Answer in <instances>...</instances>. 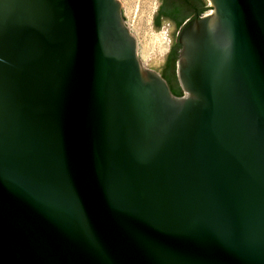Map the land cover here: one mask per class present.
<instances>
[{"label": "water", "instance_id": "water-1", "mask_svg": "<svg viewBox=\"0 0 264 264\" xmlns=\"http://www.w3.org/2000/svg\"><path fill=\"white\" fill-rule=\"evenodd\" d=\"M203 1L177 97L119 0H0V264H264V0Z\"/></svg>", "mask_w": 264, "mask_h": 264}, {"label": "rangeland", "instance_id": "rangeland-1", "mask_svg": "<svg viewBox=\"0 0 264 264\" xmlns=\"http://www.w3.org/2000/svg\"><path fill=\"white\" fill-rule=\"evenodd\" d=\"M119 1L126 24L137 40L138 57L145 69L153 70L149 62H162L171 48L170 23L162 24L157 31L154 29V15L159 8L158 0ZM205 6L211 7L210 2ZM211 11L213 9H208L206 13Z\"/></svg>", "mask_w": 264, "mask_h": 264}, {"label": "flooded vegetation", "instance_id": "flooded-vegetation-1", "mask_svg": "<svg viewBox=\"0 0 264 264\" xmlns=\"http://www.w3.org/2000/svg\"><path fill=\"white\" fill-rule=\"evenodd\" d=\"M201 8H206L205 3L203 0H161V4L159 7V10L162 11L164 14H168L169 16H172L171 18L165 17L162 18L169 20L172 22L178 29L182 31L185 24H187L189 21L196 19L195 15L198 13V11ZM158 10V11H159ZM207 10L203 11L202 16L205 15ZM186 15H189L190 17H185ZM201 16V17H202ZM200 17V18H201ZM182 22L180 25L179 23ZM180 31V33H181ZM179 43V37L178 40L171 46L169 50V54L165 58V67L167 68V64L171 59V51L177 47ZM181 45V44H180ZM182 46V45H181ZM168 70V68H167ZM161 76H167L168 73H160ZM168 83V82H167ZM169 85V84H168Z\"/></svg>", "mask_w": 264, "mask_h": 264}, {"label": "trees", "instance_id": "trees-1", "mask_svg": "<svg viewBox=\"0 0 264 264\" xmlns=\"http://www.w3.org/2000/svg\"><path fill=\"white\" fill-rule=\"evenodd\" d=\"M205 9L206 8H201L198 11V13L195 15V18H200L202 16L203 11H205ZM165 17L171 18L172 16H169L168 14H164L160 10L157 12V15L155 18V24L157 27L161 25L162 18H165ZM185 17H190V16L186 15ZM179 24L181 25L182 22H180ZM181 49H182V46L178 44L177 47H175V49L171 51V59L167 64L168 75L163 76V78L168 82L171 92L173 93V95L177 97L183 96V92L179 86V83L177 80V73H176V62L179 58Z\"/></svg>", "mask_w": 264, "mask_h": 264}, {"label": "built area", "instance_id": "built-area-1", "mask_svg": "<svg viewBox=\"0 0 264 264\" xmlns=\"http://www.w3.org/2000/svg\"><path fill=\"white\" fill-rule=\"evenodd\" d=\"M211 13H212V11H211V12H208V13H206L205 15H210ZM205 15H203V16H205ZM203 16H202V17H203Z\"/></svg>", "mask_w": 264, "mask_h": 264}]
</instances>
